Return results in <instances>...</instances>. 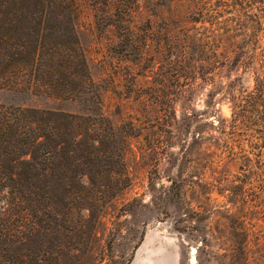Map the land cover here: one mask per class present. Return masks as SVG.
<instances>
[{"label": "rangeland", "instance_id": "obj_1", "mask_svg": "<svg viewBox=\"0 0 264 264\" xmlns=\"http://www.w3.org/2000/svg\"><path fill=\"white\" fill-rule=\"evenodd\" d=\"M79 1L95 92L56 96L0 42V109L23 138L42 109L100 119L96 176L42 215V258L0 235V264H264V0Z\"/></svg>", "mask_w": 264, "mask_h": 264}, {"label": "trees", "instance_id": "obj_2", "mask_svg": "<svg viewBox=\"0 0 264 264\" xmlns=\"http://www.w3.org/2000/svg\"><path fill=\"white\" fill-rule=\"evenodd\" d=\"M81 12L79 0H0V27L3 28L0 42L5 47L17 45L22 49L28 45L35 83L46 84L56 96L72 97L70 94L79 90L95 92L89 89L93 79L87 70L80 40ZM124 29L140 42L145 38L136 37L128 22ZM170 36L168 33L169 39ZM4 112L0 109V149L9 150L0 151V159L5 160L0 164V182L7 187V202L2 210L6 212L12 200L25 204L14 215L6 214L0 220V235L4 240L27 247L29 252L40 251L39 258H42L46 239L40 233L47 228L42 215H48L49 209L55 210L65 202L72 193L69 185L75 180L78 182L77 178L94 181L97 160L93 156L104 149L102 142L106 134L99 130L105 127L99 123L100 119L61 109H42L31 115L29 120L33 126L23 138L25 132L20 129L17 117L22 119L26 114L18 110L13 117ZM99 124L101 128H96ZM15 149H26L22 151L25 157L13 155ZM20 165L24 167L20 169ZM61 212L60 209L56 216Z\"/></svg>", "mask_w": 264, "mask_h": 264}]
</instances>
